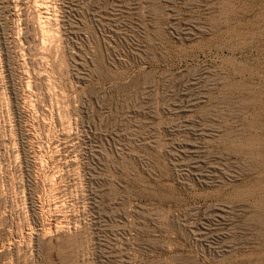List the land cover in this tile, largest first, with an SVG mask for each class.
<instances>
[{"label": "rangeland", "instance_id": "374dc122", "mask_svg": "<svg viewBox=\"0 0 264 264\" xmlns=\"http://www.w3.org/2000/svg\"><path fill=\"white\" fill-rule=\"evenodd\" d=\"M0 264H264V0H0Z\"/></svg>", "mask_w": 264, "mask_h": 264}]
</instances>
